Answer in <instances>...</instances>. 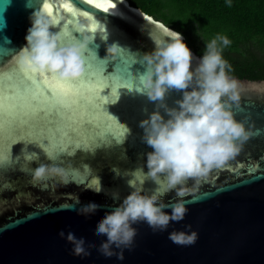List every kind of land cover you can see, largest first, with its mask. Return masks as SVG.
Here are the masks:
<instances>
[{
  "label": "water",
  "instance_id": "95a60500",
  "mask_svg": "<svg viewBox=\"0 0 264 264\" xmlns=\"http://www.w3.org/2000/svg\"><path fill=\"white\" fill-rule=\"evenodd\" d=\"M43 2L0 0V49L9 50L0 62V77H7L19 69L16 58L25 43L29 16L34 10H45ZM49 2L53 5L51 16L60 17L56 27L61 28L70 16L61 7L64 0ZM108 2L96 0L100 4ZM81 7L99 19L103 26V31L97 28L90 47L99 59H107L105 72H110L111 82L117 85L115 93L110 86L103 90L110 97L106 107L126 123L130 131L119 141L101 136L100 141H92L88 147L76 148L73 145L63 154L52 155L51 163L66 168L68 182H49L48 187L43 188L30 180L31 167L37 162L30 157L37 153L40 161L49 162L47 148L32 138L22 136L12 142L4 138L0 147L5 155L10 151L11 158L17 161L0 172V264H264L262 79L238 77L244 83L240 107L235 109L236 118L244 120L251 135L232 160L221 168L213 169L196 191L184 197L188 201V211L183 220L170 222L169 228L163 232H153L144 222L133 225L137 228L134 247L124 250L123 260H117L115 256L104 257L96 247H92L88 254L77 253L72 250V241L59 234L61 229L66 234L69 228H74L77 233L86 234L89 240L95 239L98 245L104 237L95 231L97 219L127 195L130 191L127 181L137 179L135 170L141 156L150 150L140 140L142 129L138 122L152 110L153 104L135 90L137 76L143 70L139 57L155 46L158 25L173 29L140 8L131 6L127 0H116L115 8L110 7L108 12L95 4H83ZM79 18L85 17H72L71 20ZM159 31L160 38L163 33ZM105 37L119 40L123 49L136 56V62L130 65L135 77L133 88L127 89L116 79L115 64L121 63V55L115 59L105 56ZM117 95L120 96L118 100ZM178 96L177 92L171 93L167 97L169 105ZM42 143L47 144V139ZM138 182L146 191L156 187L147 177H140ZM97 188L102 190L96 191ZM113 192L118 193L119 200L112 198ZM91 198L100 200L104 207L90 215L71 207L77 199ZM161 198L171 202L176 196L168 191L162 193ZM185 225H191V229ZM173 228L194 229L198 238L189 245L173 243L168 239V232Z\"/></svg>",
  "mask_w": 264,
  "mask_h": 264
},
{
  "label": "clouds",
  "instance_id": "9594fccd",
  "mask_svg": "<svg viewBox=\"0 0 264 264\" xmlns=\"http://www.w3.org/2000/svg\"><path fill=\"white\" fill-rule=\"evenodd\" d=\"M226 2L231 4V0ZM29 21L24 46L16 58L17 67L21 71L46 73L59 81L83 76L84 57L93 50L90 46L96 37L90 30L92 22L87 17L74 19L70 25L74 40L65 43L63 28L56 27L57 22L47 11L34 10ZM161 31L164 34L155 41V46L139 57L143 70L137 76L135 88L153 102L152 110L138 122L142 129L140 140L150 150L141 156L135 170L137 179L127 181L130 188L127 195L119 200L118 193L113 192L112 198L119 203L97 219L95 231L104 237L98 245L95 239L89 240L74 228H69L66 234L64 229L60 230L59 234L72 241V250L77 253L88 254L96 247L104 257L123 260L124 250L134 247L137 228L133 225L144 222L153 232H163L170 222L183 220L188 211L184 197L196 191L213 169L232 160L251 135L250 128L243 119L236 118L235 112L241 104L244 82L233 74L232 64L223 56L231 39L217 32L206 41L203 53L197 57L182 33L164 25ZM104 41L105 56L120 57L123 49L120 41L106 37ZM173 92L179 96L169 105L167 97ZM30 159L37 161L30 171L34 185L43 188L49 182H68L66 168L51 163V156L49 162L40 161L37 153H32ZM140 177L150 178L156 187L144 190L138 182ZM168 191L175 193V200H162L161 194ZM71 207L90 215L104 205L91 198L77 199ZM185 228L191 229V225ZM197 238L194 229L173 228L168 232V239L176 244H193Z\"/></svg>",
  "mask_w": 264,
  "mask_h": 264
},
{
  "label": "snow or ice",
  "instance_id": "6c2138e0",
  "mask_svg": "<svg viewBox=\"0 0 264 264\" xmlns=\"http://www.w3.org/2000/svg\"><path fill=\"white\" fill-rule=\"evenodd\" d=\"M83 4H95L108 12L110 7L115 8L116 0H109L108 4L96 3V0H64L61 7L70 16L62 26V42L71 43L74 40L70 27L72 17H87L92 22L91 31L95 33L97 28L103 31L100 20L82 8ZM52 7L49 0H44L43 8L50 15ZM52 17L56 22L60 19ZM162 28V24L157 26V39ZM7 54L9 50L0 49V62ZM135 62L134 53L122 49L121 63L115 64L116 79L127 89L134 86L135 77L130 65ZM84 63L85 72L78 80L59 81L46 73L36 74L20 69L7 77H0V146L5 137L12 142L23 136L39 141L52 156L63 154L73 145L76 148L88 147L92 141H100L101 136L119 141L129 133L126 123H122L106 107L110 97L103 90L110 86L115 93L117 87L111 82L113 77L108 75L110 72H105L107 59H99L95 51L89 50ZM119 98L117 95L116 99ZM45 138L47 144L42 143ZM16 161L11 158L10 151L5 155L0 147V172Z\"/></svg>",
  "mask_w": 264,
  "mask_h": 264
},
{
  "label": "trees",
  "instance_id": "16d2710c",
  "mask_svg": "<svg viewBox=\"0 0 264 264\" xmlns=\"http://www.w3.org/2000/svg\"><path fill=\"white\" fill-rule=\"evenodd\" d=\"M182 33L197 54L217 32L232 43L223 56L239 78L264 80V0H127Z\"/></svg>",
  "mask_w": 264,
  "mask_h": 264
}]
</instances>
